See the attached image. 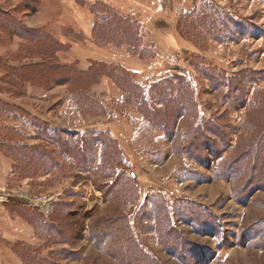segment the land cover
<instances>
[{
	"label": "rangeland",
	"instance_id": "1",
	"mask_svg": "<svg viewBox=\"0 0 264 264\" xmlns=\"http://www.w3.org/2000/svg\"><path fill=\"white\" fill-rule=\"evenodd\" d=\"M204 2L246 33L220 39L194 23L182 34V17ZM114 14L135 48L94 37L93 24ZM79 42L76 53L90 54L80 63ZM198 67L253 79L235 101ZM116 73L150 91L159 119ZM180 79L195 105L174 119L177 101L162 104L152 86L167 80L168 98ZM191 110L206 137L185 151L199 123ZM263 130L264 0H0V193L53 197L48 216L13 196L0 202L1 263L264 264V140L246 186L249 166L224 163Z\"/></svg>",
	"mask_w": 264,
	"mask_h": 264
},
{
	"label": "trees",
	"instance_id": "2",
	"mask_svg": "<svg viewBox=\"0 0 264 264\" xmlns=\"http://www.w3.org/2000/svg\"><path fill=\"white\" fill-rule=\"evenodd\" d=\"M115 16L116 15L114 14L111 19L101 17L98 22L94 23L93 27H92V33H93L94 37L97 40L102 39V40H104V42H108L105 40L108 37L106 38L105 36L106 35L110 36V34H111V37L117 36L119 38L118 40H116L117 44H127V45L135 48L136 44H135L134 40H132V37L128 35L129 30L121 28L120 26H114L113 22H111ZM182 19L183 20L180 23V26H181L180 31L184 35H187V32H189L191 30V27L194 25V23H196L197 25H200L202 28V31L209 33V34L215 36L216 38H220V39H232L238 33L239 34L246 33V26L244 23H242V21L235 19L228 12L221 11L218 8L214 7L212 4H208L206 2L199 3L198 5H196L194 7V9L191 12H189L188 14H185L182 17ZM120 20L125 22L121 18H120ZM143 51H144V54H147L149 52V50L147 52V49H143ZM143 51H142V53H143ZM111 66H114L112 68L116 69L115 65H111ZM198 68H200L199 70L205 75L206 78H208L210 80L211 84L214 87H216L218 85L219 86L223 85L225 87H228L229 90L231 89L230 91H237L238 92L237 96H234L235 101L236 100L241 101L242 98H244L245 92L247 91V81H248V79H251V78L253 79V77H252L253 73L250 70L238 72L236 75H234V77L233 76L227 77L223 71H219L217 69L208 68V67H198ZM108 69H109V71H111L110 70L111 68H108ZM89 72L90 73L92 72V75H94L93 77H95V76L97 77L98 74L100 75L101 70L99 67H93ZM107 75H109L117 83V85L122 87V89H124V91L128 92L129 95H134L135 98H137V102H138V104L141 105L142 109L150 111L151 114L153 111V114L155 116H157L158 111L156 109L154 110V108L152 110V108L147 105L145 98H144V95L148 92L150 93V91H147L146 89H144L142 87H141V91H140V88L137 87V85L135 83H134V85H129V83L124 84L122 82L123 77H120V79H119V76H117V73H116V75L114 74V76H111V74H107ZM114 77H116L119 80L114 79ZM66 78H68V76H66ZM165 82H167V80L159 81L158 83L154 84L152 87L156 88L155 89L157 92L156 95H157V97H159V100H160V102H162V104H166L168 101L170 102L173 99L177 101L175 103L176 105H175V117H174V119H176V117H179L181 114H184V112L186 113L189 106H191L192 109H194L195 101L192 99L193 94H192L190 88L185 86L182 79H180L178 81V86L174 85L172 93L169 94L168 98L163 97L164 93L162 94L163 90H165V89L167 90V88H168L167 85L162 86L161 83H165ZM170 97H171V99H170ZM191 111L193 113H190V115L196 121L199 120L198 121L199 123H196L195 126L191 128L190 131L194 135L190 139H188L187 142L183 145L182 148L185 151H188L191 148L197 149V147H199V145L197 144V140L200 139L201 137H203V138L206 137V134L204 135L205 132H204L203 124H202V122L200 123L201 119L199 118V116L197 114L195 115L193 110H191ZM157 118H158V116H157ZM162 124H163L162 128L165 129L167 127V124L166 123H162ZM211 124H212V128H207V130L210 133L220 134V136H222V139H224L223 141H227V138H228L227 133L224 132L223 130H220L219 133H217L219 130L218 127L214 123H211ZM168 128H170V127H167L166 129H168ZM56 140H57V143L61 142L60 139H56ZM263 140H264V130L257 135V138H253V140H250L246 144V149L244 151L237 153V156L235 158L226 159L224 162L225 168L228 171H234V169L237 168L235 166L237 163L241 164V166L244 168L249 166V169H247V170L250 171V174H249L247 179H244L242 181L241 185L243 187L246 186L248 183H250L254 178L252 176V173L256 170V167H257L256 165L259 164L256 161V153H258L259 147L262 146L261 142ZM85 142L86 141L84 139H82L81 147H83ZM77 145L78 144L75 142V146H77ZM243 157H246L247 163H243V161H241V159ZM252 158H253V160H252ZM251 160L253 162L250 164ZM255 161L257 162V164ZM260 165L261 166L264 165V159H262V162ZM250 175H251V177H250ZM261 178H262V176L259 177V179H261Z\"/></svg>",
	"mask_w": 264,
	"mask_h": 264
},
{
	"label": "built area",
	"instance_id": "3",
	"mask_svg": "<svg viewBox=\"0 0 264 264\" xmlns=\"http://www.w3.org/2000/svg\"><path fill=\"white\" fill-rule=\"evenodd\" d=\"M129 174L132 177H135V173L133 171L131 172L129 171ZM12 190L14 189H10L8 191L0 193V202L1 201L4 202L5 200H7L8 197L12 198L11 196H13L14 202L17 203L19 202L24 205L33 206V207L36 206L44 216L49 215L53 205L52 196H47L42 193L35 194L27 189H21V190L19 189L20 193L15 196L14 191Z\"/></svg>",
	"mask_w": 264,
	"mask_h": 264
},
{
	"label": "crops",
	"instance_id": "4",
	"mask_svg": "<svg viewBox=\"0 0 264 264\" xmlns=\"http://www.w3.org/2000/svg\"><path fill=\"white\" fill-rule=\"evenodd\" d=\"M90 31H91V28H90ZM90 31L88 32V30H86V29H84V34H85V37H86V40L88 39V41H87V44L88 43H90L91 44V40L89 39L90 37H91V35H90ZM62 43L64 42L62 39L60 40ZM78 44V43H77ZM83 46H86V44H83V43H81V42H79V44L78 45H76L75 47H73L72 48V51L74 52V56H73V59L74 60H77L79 63L80 62H83V61H86L85 59V57L86 56H90V54H89V51L86 53V54H81V53H76V51L80 48L81 50L83 49V50H86V49H84L83 48ZM85 56V57H84ZM131 71L132 72H134V73H136L137 71L136 70H133V69H131ZM0 264H2L1 263V261H0Z\"/></svg>",
	"mask_w": 264,
	"mask_h": 264
}]
</instances>
